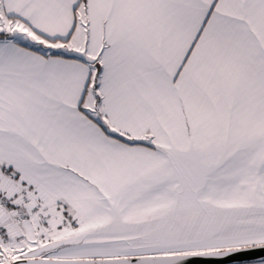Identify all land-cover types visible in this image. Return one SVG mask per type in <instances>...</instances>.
Instances as JSON below:
<instances>
[{
    "label": "snow or ice",
    "instance_id": "6c2138e0",
    "mask_svg": "<svg viewBox=\"0 0 264 264\" xmlns=\"http://www.w3.org/2000/svg\"><path fill=\"white\" fill-rule=\"evenodd\" d=\"M0 264H264V0H0Z\"/></svg>",
    "mask_w": 264,
    "mask_h": 264
}]
</instances>
